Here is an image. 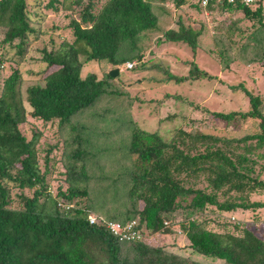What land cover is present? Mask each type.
<instances>
[{"label":"trees","instance_id":"trees-1","mask_svg":"<svg viewBox=\"0 0 264 264\" xmlns=\"http://www.w3.org/2000/svg\"><path fill=\"white\" fill-rule=\"evenodd\" d=\"M260 1L250 10L226 0L205 6L197 0H47L41 12L40 0H0V28L4 29L0 45H12L20 56L31 41L45 34L40 29L43 9L73 14L67 24L57 27L68 29L66 38L56 40L50 35L49 49L44 45L37 49L39 55L33 60L43 63L44 70L40 81L26 87L24 99L16 67L0 82V264H212L203 258L222 264H264L262 234L239 221H230L228 228L224 221L211 218L264 207L263 201L251 199L264 195V180L258 178L264 168L259 164L264 160V113L259 108L264 96L242 88L247 96L245 110L210 112L225 124L254 119L257 130L239 137L177 129L165 141L136 122L133 127L125 125L129 132L122 136L116 129L126 119L122 114L131 112L132 98L122 102L124 90L119 92L108 83L112 77L108 72L102 78L92 71L82 72L87 64L112 69L134 60L143 71L149 65L142 60L147 46L140 39L154 36L161 38L155 42L184 43L194 50L200 30L185 23L188 18L182 17L181 8L186 6L240 9L249 19L257 18L264 31ZM172 9L177 10L173 24L162 25L160 21ZM257 41L263 42L264 36ZM227 65L224 58L223 69ZM163 72L182 80L166 68ZM188 75L189 79L208 76L194 62ZM86 113L90 115L81 118ZM26 115L56 128L58 142L44 148L43 169L37 145L42 132L33 130L29 138L25 136L20 125ZM109 136L117 143L122 139L123 149L122 156L115 158L116 172L96 176L102 188L106 185L107 199L101 198L102 204L108 200L104 215L99 211L101 203L87 198L85 183L91 173H86L90 163L86 159L95 160L93 173L100 170L99 145ZM55 147L72 164L62 171L68 185L58 186L52 195L45 176L47 153ZM13 188L30 193L15 194L14 203ZM113 222H133L131 238L111 230L108 225ZM154 235H166L172 242L164 243L159 237L155 242ZM179 236L187 242L179 245Z\"/></svg>","mask_w":264,"mask_h":264},{"label":"rangeland","instance_id":"rangeland-1","mask_svg":"<svg viewBox=\"0 0 264 264\" xmlns=\"http://www.w3.org/2000/svg\"><path fill=\"white\" fill-rule=\"evenodd\" d=\"M46 1L40 0L39 2V10L41 12V7ZM186 1L187 3L190 2V0ZM260 6V20L262 18L264 22V0L260 1ZM60 8L59 6L58 9ZM182 8L181 10L184 13H182V17L186 15L189 19V21L185 19V23H188L193 30H200L194 50H191L184 43L155 42L161 39L156 36L151 37L149 40L140 39L147 46L142 56L143 62L149 65L147 69L141 71L139 66L127 69L122 64L118 73L109 79L108 83L113 87H117L114 88L115 90L119 92H121L120 88L124 90L122 93L124 95L121 96L123 103L128 99L127 96L132 98L131 100L129 99L131 112L122 114V117L126 119L120 122L121 126L118 124L117 132L119 130V133L123 136L129 132L128 129L127 132L124 130V126L126 125L127 128L133 127L134 122L141 129L156 131L165 141L171 140L177 129L226 137H239L245 133L255 132L257 126L254 119L225 124L223 120L210 112L245 110L247 108V96L243 89L260 94L263 98L264 83L262 82V72L264 69V56L262 51L264 49V41H257V37L264 36V31L259 25L257 18L249 19L240 9L226 11L213 9L208 11L202 8L197 10L190 6H186L185 10ZM255 8V4L249 7L250 10ZM43 12L45 17L40 24V29L45 34L41 35L39 40L31 41L30 47L27 48V52L23 56L15 53V47L12 45H0V82L9 74L12 68L16 67L21 75L20 94L22 99H24L26 87L37 80H41L40 74L44 70V64L33 60L39 55L37 49L42 45L49 49L48 37L50 35H53L54 39L58 37L60 39L66 38L68 29H58L57 27L67 24L69 18L73 15L63 9L58 12L43 9ZM176 16L177 10L172 9L169 15L160 22L162 25L169 27L173 24ZM51 27L55 28L50 29ZM3 30V28H0V38L3 35ZM32 37L33 34L30 35V38ZM219 50L222 53L221 55H218ZM224 58L228 61L227 69H223L222 66ZM192 62L198 68L204 69L208 76L189 79L188 70L191 68ZM165 68L169 74L176 78L180 77L182 80L175 81L172 78H168L163 72ZM88 71L94 72L97 78H102L104 73L106 76V73L109 72V67L94 63L87 64L82 72L85 74ZM103 80L105 82L104 87H106L107 80L105 78ZM115 99L110 101L115 104ZM259 108L264 113L263 103H261ZM83 115H81V118L90 114L86 113ZM128 119L130 120L129 122ZM20 128L27 138L30 137L33 130L42 132L37 145L40 149L38 152L40 168L43 169L44 148L58 142L54 136L55 125L43 124L26 115L25 121L20 125ZM122 141L120 139V143H117L115 139L109 136L107 140L101 143L102 146L99 145L98 156L99 154L103 155L100 160L102 164L100 170L93 173V161L95 160L90 156L86 159L90 161L88 164L89 168H86V173H91L85 183L88 192L87 198H90L91 202L96 205L101 203L102 195L105 192L103 189L106 186L103 185L102 188L100 183L96 182V176L108 175L111 170L116 172L115 158L122 156ZM112 148L113 150H110ZM105 149L106 151H104ZM108 153L109 157L107 156ZM47 156L50 160L48 161L45 178L48 183L47 189L53 195L58 186L64 189L68 185L65 180V174L62 171L67 165L72 164V160L63 154L60 155V149L56 147L47 153ZM259 164L264 166V160H259ZM255 169L258 170V165ZM258 178L264 180V168L259 172ZM196 181L198 187L203 185L198 179ZM111 191L112 189H110ZM20 192H24L26 195L30 193L29 190L11 189L10 194L14 199V203L17 200L15 194ZM105 197L107 199V196ZM251 199H259L264 202V195H257ZM107 201L99 205L100 214L106 215ZM213 215L215 216L211 218H214V220L224 221L227 226L229 224L228 228H230V221H239L243 225L250 226L256 233L262 234L264 237V207L254 211L236 210ZM210 227L216 228L215 223H211ZM157 237L163 239L164 243L172 242V238H168L166 235H154L151 238L156 242L158 240ZM177 242L182 245L187 241L185 239L183 241L181 236H179ZM180 249H183V247H180ZM202 261L222 264L221 261L207 258H203Z\"/></svg>","mask_w":264,"mask_h":264},{"label":"built area","instance_id":"built-area-1","mask_svg":"<svg viewBox=\"0 0 264 264\" xmlns=\"http://www.w3.org/2000/svg\"><path fill=\"white\" fill-rule=\"evenodd\" d=\"M201 6H205L208 2L211 1H218V0H197ZM228 3H239L244 6H252L256 0H226ZM133 63H127V66L132 65ZM133 222H130L127 225H121L118 222H113L108 225V227L113 230L114 232L116 231H121L122 234L121 236L126 239H130L132 236L131 232V226Z\"/></svg>","mask_w":264,"mask_h":264},{"label":"clouds","instance_id":"clouds-1","mask_svg":"<svg viewBox=\"0 0 264 264\" xmlns=\"http://www.w3.org/2000/svg\"><path fill=\"white\" fill-rule=\"evenodd\" d=\"M127 63H133L132 65H130V66H127ZM135 63H136V61H126V62H124V67L125 68H127V69H130L132 66H134L135 65ZM114 68H117V70L119 71V67H114ZM113 69V68H112ZM109 70H111V69H109ZM118 71H117V73H118ZM115 76V75H114ZM114 76H112V77H114Z\"/></svg>","mask_w":264,"mask_h":264},{"label":"water","instance_id":"water-1","mask_svg":"<svg viewBox=\"0 0 264 264\" xmlns=\"http://www.w3.org/2000/svg\"><path fill=\"white\" fill-rule=\"evenodd\" d=\"M117 68H113V69H111V70H109V74L111 75V76H114L116 73H117Z\"/></svg>","mask_w":264,"mask_h":264}]
</instances>
